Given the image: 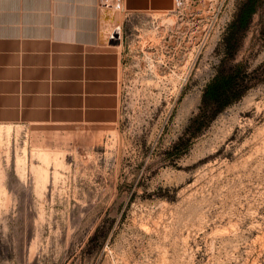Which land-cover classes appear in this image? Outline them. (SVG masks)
<instances>
[{
  "label": "rangeland",
  "instance_id": "rangeland-1",
  "mask_svg": "<svg viewBox=\"0 0 264 264\" xmlns=\"http://www.w3.org/2000/svg\"><path fill=\"white\" fill-rule=\"evenodd\" d=\"M122 34L114 123H0V264H264V0Z\"/></svg>",
  "mask_w": 264,
  "mask_h": 264
},
{
  "label": "crops",
  "instance_id": "crops-1",
  "mask_svg": "<svg viewBox=\"0 0 264 264\" xmlns=\"http://www.w3.org/2000/svg\"><path fill=\"white\" fill-rule=\"evenodd\" d=\"M121 3L0 0V123H114L125 49L111 36L175 7V0Z\"/></svg>",
  "mask_w": 264,
  "mask_h": 264
},
{
  "label": "trees",
  "instance_id": "trees-1",
  "mask_svg": "<svg viewBox=\"0 0 264 264\" xmlns=\"http://www.w3.org/2000/svg\"><path fill=\"white\" fill-rule=\"evenodd\" d=\"M236 81L237 79L235 76L224 77L223 75H218L205 90L201 113L205 114L210 110L218 112L221 108H224L226 104L222 102V99L228 95L231 85ZM199 117L200 116H198L196 120H198Z\"/></svg>",
  "mask_w": 264,
  "mask_h": 264
},
{
  "label": "built area",
  "instance_id": "built-area-1",
  "mask_svg": "<svg viewBox=\"0 0 264 264\" xmlns=\"http://www.w3.org/2000/svg\"><path fill=\"white\" fill-rule=\"evenodd\" d=\"M100 4L104 7H110V8H115V9H120L122 5L121 0H100ZM184 6H185V0H175V7L173 11L171 12L174 13L175 8H176V11L177 10L180 11L184 8ZM116 35L118 37H115ZM121 38H122V30L120 27H117L114 34L111 36V39L121 40Z\"/></svg>",
  "mask_w": 264,
  "mask_h": 264
},
{
  "label": "water",
  "instance_id": "water-1",
  "mask_svg": "<svg viewBox=\"0 0 264 264\" xmlns=\"http://www.w3.org/2000/svg\"><path fill=\"white\" fill-rule=\"evenodd\" d=\"M115 37H118L117 35Z\"/></svg>",
  "mask_w": 264,
  "mask_h": 264
}]
</instances>
